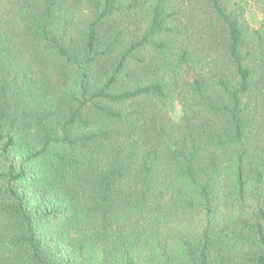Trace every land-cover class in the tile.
<instances>
[{"label":"trees","instance_id":"trees-1","mask_svg":"<svg viewBox=\"0 0 264 264\" xmlns=\"http://www.w3.org/2000/svg\"><path fill=\"white\" fill-rule=\"evenodd\" d=\"M245 8L0 0V264H264Z\"/></svg>","mask_w":264,"mask_h":264},{"label":"rangeland","instance_id":"rangeland-1","mask_svg":"<svg viewBox=\"0 0 264 264\" xmlns=\"http://www.w3.org/2000/svg\"><path fill=\"white\" fill-rule=\"evenodd\" d=\"M232 3L235 1L243 5L245 8V19L247 24L255 29L259 28L264 24V9L261 4H258L252 0H231ZM169 115L171 119L178 122L182 116V108L178 102H174L170 109Z\"/></svg>","mask_w":264,"mask_h":264}]
</instances>
